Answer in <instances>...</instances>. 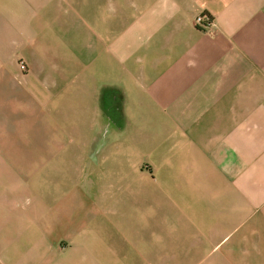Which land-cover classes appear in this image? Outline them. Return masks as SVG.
<instances>
[{
    "label": "crops",
    "instance_id": "1",
    "mask_svg": "<svg viewBox=\"0 0 264 264\" xmlns=\"http://www.w3.org/2000/svg\"><path fill=\"white\" fill-rule=\"evenodd\" d=\"M56 144L143 207L5 212L0 264H264V0H0V153Z\"/></svg>",
    "mask_w": 264,
    "mask_h": 264
},
{
    "label": "rangeland",
    "instance_id": "2",
    "mask_svg": "<svg viewBox=\"0 0 264 264\" xmlns=\"http://www.w3.org/2000/svg\"><path fill=\"white\" fill-rule=\"evenodd\" d=\"M47 127V123H44L43 129ZM58 131L59 129H52L53 133ZM41 133L39 138V135L36 136V140L39 142L40 139L41 143L46 144L48 131L41 130ZM61 135H63L62 131L58 136ZM61 137L63 142V136ZM5 139L7 144L10 143L11 139L8 137ZM22 147L27 149L25 143ZM21 154H23L21 161L19 160L16 164V159L12 158L15 153H0L6 160V168H8H0V225L5 224V212L7 214L19 212L24 214L23 219H26L27 215L35 210L46 212L49 208L57 206L64 214L67 209L77 206L92 213L99 206L101 196L110 194L112 191L117 192L114 194L113 204L110 207L125 209L143 207L128 196L130 193L133 198H137V195H140V184H123L122 181L111 183V179L117 175L114 170L110 167L97 166L91 159L85 160L87 153L71 152L64 147V144L62 147L56 144L54 151H38L31 148L22 151ZM131 170L128 165H125L124 171ZM10 173L13 175L12 179L9 178ZM47 218L45 214L37 218L35 222L37 225L47 224Z\"/></svg>",
    "mask_w": 264,
    "mask_h": 264
},
{
    "label": "built area",
    "instance_id": "3",
    "mask_svg": "<svg viewBox=\"0 0 264 264\" xmlns=\"http://www.w3.org/2000/svg\"><path fill=\"white\" fill-rule=\"evenodd\" d=\"M195 23L199 26V27H205L210 24H213V21L211 20V18L209 17L208 14L206 13H202L197 15V17L195 18ZM21 68L25 69V64L21 63Z\"/></svg>",
    "mask_w": 264,
    "mask_h": 264
}]
</instances>
